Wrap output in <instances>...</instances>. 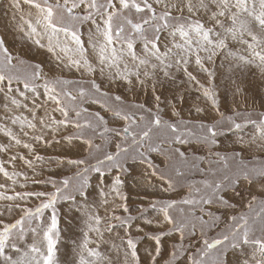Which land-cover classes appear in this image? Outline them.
Here are the masks:
<instances>
[{
	"label": "snow or ice",
	"instance_id": "obj_1",
	"mask_svg": "<svg viewBox=\"0 0 264 264\" xmlns=\"http://www.w3.org/2000/svg\"><path fill=\"white\" fill-rule=\"evenodd\" d=\"M10 6L20 13L18 25L20 32L36 47L50 53L58 67L62 66L69 71L74 69L82 78L94 77L98 71L100 77L106 78L109 85L123 81L130 86L129 91L132 90L133 77L142 88H146L147 82L151 81L154 93L158 82L155 79L157 74L162 73L164 79L175 80V75L170 71L175 68L177 72L183 71L189 82L195 81L199 86L198 90H203V96L211 102L212 108L220 118L212 124L185 120L180 118V113L173 106L172 115L179 119L175 123L164 120L159 114L160 97L156 96V111L135 101L129 103V108L137 111H124L122 108L102 105L123 122L119 127H109L108 121L99 113L81 123L82 111L86 110L79 108L75 103H65L62 97L74 102L90 93L107 97L109 92L105 91L95 78L49 79L45 76L41 64L26 62L19 55L11 52L5 41L0 39V92L4 93V98L8 101L5 108H24L30 112V116L15 115L11 118L12 125H19L18 133L8 127L0 129L11 142L9 145H0V152L7 153L15 146L26 149L28 153V155L11 154L8 157L7 163L12 167V171L5 167V162L0 161V176L6 182H10L13 193L6 195L5 192H0V201L11 202L0 205V217L18 212V217L11 222L0 219V256H4L3 264H56L58 217L55 206L58 200L73 199L71 193L66 191L70 180L64 178L57 182L54 179L46 181L33 179V183L50 184L53 191L17 192L16 185L26 188L29 176L17 171L14 162L19 159L34 171L33 160L44 162V157L36 152V145L49 144L50 140L46 138V134H52L54 139V134L60 131L61 126L67 128L71 125L77 130L74 135L64 139L69 143L74 139L80 140L87 145L89 155H92L93 150L100 151L101 146L94 145L85 130L96 133L102 128V131L98 132L100 139L106 143L116 141L115 152H105L103 158L98 159L95 165L81 169L77 173V176L84 179V184L75 187V191L81 195L84 194V186L87 182L84 173L91 170L104 175L107 169L123 172L126 171L124 165L129 158L145 166L144 176L149 184L152 177L160 181L159 192L166 194L176 191L177 184L173 177L153 162L150 153L163 154L162 145L165 143L170 146L189 143V137L195 134L187 128L188 124L196 123L202 131L206 130V135L196 139L210 145L216 144V137L222 132L240 130L251 124L255 132L248 140L240 137L241 149L254 145L257 149L264 150V112L259 113V118L255 120L250 118L252 115L250 112H235V115L225 116L219 110L215 88L201 84L188 70L189 64L194 63L207 75L211 85L214 72L209 70L207 64L213 63L214 58L228 48V41L231 40L243 45L247 55L236 56L231 51L228 55L238 59L245 66L258 69L264 77V0H251V2L249 0H11ZM24 6H27L26 10ZM206 21H210L212 26L206 27ZM85 24L91 26L87 42L82 39L81 31ZM217 28L220 31H217ZM165 31L173 38V42L171 46L162 49L161 34ZM177 36L182 43L175 42ZM137 41L143 43L142 56L136 53ZM19 66L25 67L22 70ZM236 66L240 67L239 64ZM14 83L22 84V90L19 87L14 88ZM69 84L77 85L76 95L63 87ZM84 84L89 87L84 88ZM239 91L240 88L237 86L236 92ZM13 93H17L22 99L12 95ZM29 93L32 97L31 107L25 103L29 99L27 95ZM114 99L121 105L128 103L119 95ZM49 102L55 105L51 113L59 112L62 119H56L49 112L47 106ZM41 110L42 113L38 115ZM195 111L202 113L204 109L197 107ZM238 116L243 117L242 122L237 121ZM225 122L229 125L227 129L223 128ZM218 128L220 131L217 130ZM161 135L164 139L159 138ZM169 150L184 164H189V157L183 151L171 147ZM215 155L218 157L217 163L223 162V167L227 169L228 159H235L242 153L236 151L231 157L223 156L218 152ZM166 159H171V156H167ZM64 162L63 159L56 161L57 164ZM203 162L204 159L201 157L192 158L190 170L199 171L204 179L199 182H189L187 195L182 199L177 201L163 197H148L147 209H138L146 224H156L159 228L157 233L147 235V239L154 242L153 247L146 250L147 264H158V258L162 257L165 238L174 235L178 236L179 243L172 244L162 264H180L182 260L184 264H227L228 250H239L244 253L243 260H238L237 264H264V199L258 201L256 194L249 192L247 208L249 213H255V219L260 220L261 235L255 234L247 213L230 216L232 223L228 230L211 240L206 238L205 231L214 228L220 220V216H214L205 206L219 204L225 209L236 207L225 199L224 192L232 191L239 196L241 195L239 188L243 184L253 185L254 182H259L260 193L264 195V165L248 168L241 161L242 166L231 175L216 178L217 172L211 167L207 171L200 168ZM84 163L83 159H67V164L78 168ZM175 175L184 176L185 173L177 167ZM20 178L25 183H20ZM123 183L120 176H115L111 192L120 200L126 201L127 197L121 194ZM10 186L8 183H0V189L5 191H8ZM32 198L39 203L34 207H28L27 202ZM103 203L107 204V199ZM178 204L186 208H179V216H175L172 212L177 209ZM119 207L125 213L129 212L126 203L120 204ZM256 208H259L258 212L255 211ZM148 209L161 219L154 221L144 216L143 213ZM45 210H51L50 222H46L43 218ZM197 210L202 215L197 216ZM87 215V231L80 246L79 264H98L103 259L99 251L89 248L91 241L88 236L90 232H95L102 240L104 231L111 232L117 227L111 224L110 220L120 221L119 227L125 229V237L121 238L126 246L125 264H141L137 251L138 243L128 231L133 227L134 217L113 214L104 221L105 227L102 230V218L95 213ZM165 225L168 227H163ZM198 226L202 246L193 250L191 242L185 246L184 241L186 237L196 235ZM137 231L143 232L144 229L137 227ZM28 233L33 237L31 243H26ZM21 244L26 245V250L22 254ZM246 247L250 251H246ZM6 249H11L20 255L13 259L12 256L5 255Z\"/></svg>",
	"mask_w": 264,
	"mask_h": 264
},
{
	"label": "rangeland",
	"instance_id": "obj_2",
	"mask_svg": "<svg viewBox=\"0 0 264 264\" xmlns=\"http://www.w3.org/2000/svg\"><path fill=\"white\" fill-rule=\"evenodd\" d=\"M251 2V0H249ZM7 4L6 8L5 5ZM11 5V0H0V39L5 41L6 46L11 52L19 55L22 59L30 64L39 63L43 66V71L45 76L49 79L61 77L69 80L78 79H92L95 78L101 87L109 92V96H99L98 94H89L82 99H77L76 101H69L66 97H62L65 103H75L79 108L85 109L82 111L80 121L81 123L86 120L92 119L94 114L99 113L104 116L108 121L109 127H119L122 125V121L115 118L112 112L107 111L102 105H107L110 108H122L124 111H137L134 108H129V103L135 101L137 103L144 104L147 108H151L156 111L157 101L156 96L160 97L159 107L161 112L159 113L164 120L175 123L179 118L172 115L173 106L180 113V118L192 121H202L207 124H212L215 120L220 117L212 108L211 102L207 100L202 94V89L193 82H189L184 76L183 71L177 72L175 68L170 71L175 75V80H167L163 78L162 73H158L155 79L158 81L156 84L155 93L152 90V82H147V87L142 88L141 85L136 83L133 77L132 90L129 91V85L123 81H118L116 84L109 85L106 78H101L99 72L95 74L94 77L80 76V73L75 71H69L63 69L62 66L58 67L55 59L48 53L45 49L38 48L31 41L27 40L23 33L20 32L18 25L20 24V13H18V18L15 19L13 16L8 18L6 9L10 12L13 11ZM27 8V6H24ZM179 15L178 13H176ZM185 16L187 13L185 12ZM196 17H193L195 19ZM206 20V18H204ZM212 23L206 21V27H211ZM91 26L85 24L82 26L81 31L83 33L82 39L87 42L88 33ZM220 31L219 28L216 29ZM173 38L169 36L168 32L165 31L161 34V48L171 46ZM177 43H182L177 36ZM135 50L138 56L144 55L143 43L137 41L135 44ZM91 51V50H89ZM231 51L236 56L247 55L244 52V46L240 45L231 40L228 41V48L220 52L215 58L214 62L207 64L210 71L214 72V77L212 84L209 85L208 77L205 73L201 72L194 63L189 64L188 70L192 72L197 80L206 87H214L216 96L219 102V110L225 116L235 115V112L240 113H251V119L255 120L259 118V113L264 112V77L261 76L260 72L256 68L250 66H245L241 61L235 59L233 56H229L228 52ZM38 52V54H37ZM155 62V61H154ZM15 63V61H14ZM239 64L240 67L236 65ZM23 70L25 66H19ZM243 69V70H242ZM183 81V83H181ZM235 81V83H233ZM237 86H239V93L236 92ZM14 88L19 87L21 90L23 88L22 84H13ZM67 90L71 91L73 95H76L77 85L69 84L63 86ZM84 88H88L89 85L84 84ZM43 92V89H40ZM18 99L17 93H13ZM29 99L25 103L29 104L31 107V94H27ZM116 95L121 96L126 102L123 105L115 101L114 97ZM183 97V99H181ZM43 100V96L41 97ZM8 101L4 98V93L0 92V129L4 127L10 128L14 132H19V125H12L11 118L15 115L30 116V112L24 108L13 109L12 107L5 108V104ZM48 110L51 113V109L55 107L50 102L48 103ZM200 107L204 109L202 113H197L195 109ZM43 110L38 112L40 115ZM56 119H62L59 112L51 113ZM74 117V113L72 114ZM146 118H147V114ZM238 122L243 121L242 116L236 117ZM229 125L225 122L223 125L224 129H227ZM187 128L191 130L195 135L189 137V143L187 144H176L168 145L163 144L164 149L163 154L161 153H150V157L153 162L160 168H163L168 174H170L177 184V189L171 193H161L158 191L160 181L155 177L151 178V184L147 182L144 176V165L139 164V162H133L130 158L125 162L126 171L120 172L116 169H107L104 175H100L95 171H88L84 173L86 177V184L84 186V194L81 195L79 192L75 191V187L84 184V179L77 176V173L84 168H90V166L95 165L98 159H102L105 152H115V142L106 143L104 140L100 139L98 132L102 131V128L98 129L96 133L90 130H85L86 135L90 136L93 140L94 145H100V151H92V155H89V150L87 145L81 143L80 140H73L69 143L65 137L69 135H74L76 129L69 125L67 128L61 126L60 131L54 134V139L52 134H46V138L50 140V143L37 144L36 152L37 154L44 157V162H38L33 160V169L28 168L23 164L22 161L17 159L14 163L17 171L26 173L29 176V180L26 182L27 187L21 188L19 184L16 185L15 191H53L50 184L44 183H33L32 180L46 181L49 179H54L57 182L63 180L64 178H69L70 184L69 188L66 190L73 196L72 200H58L56 204V215L58 217V231L56 236V248H55V262L56 264H79L80 246L82 245L85 237L84 233L87 231V221L88 213H95L102 218L101 229L105 227L104 221L110 218L113 214L116 216L127 217L131 215L134 217L133 227L128 229L131 233L133 239L138 243V255L141 258V264H147L146 250L153 247L154 242L147 239V235L157 233L159 228L156 224L148 225L145 223L144 219L141 218V212L138 211L140 208L147 209L148 197H163L165 199H174L179 201L185 195H187V184L189 182L195 181L199 182L204 179V176L200 174L199 171L190 170V163L193 157H201L204 162L200 164V168L207 171L211 167L217 172L216 178H222L225 175H231L238 168H240L241 161L246 164L248 168L260 167L264 165V150L257 149L254 145L251 147H245L241 149L239 139L243 137L244 140L250 139L254 134V126L249 124L246 127L232 131H224L222 134L216 137V144L210 145L200 142L196 137L206 135V130L202 131L199 124L193 123L188 124ZM220 131V129H217ZM155 131V130H154ZM164 139L163 135L159 137ZM23 139V137H22ZM156 139V137H154ZM56 141H59L58 143ZM11 142L8 137H6L2 130H0V145H9ZM176 148L183 151L186 156L189 157V164H184L174 155L169 149ZM131 151V149H130ZM240 151L241 156L235 159H228V168L223 167V162L218 161V157L215 153H220L223 156L231 157L234 152ZM11 154H25L28 155L27 150L23 148H17L15 146L11 147L9 152H0V161L5 162V167L12 171V167L7 163L8 157ZM167 156H171V159H166ZM31 158V157H30ZM58 159H63L65 162L63 164H57ZM67 159H83L85 163L80 165L79 168L73 165L67 164ZM180 167L184 171V176H176L175 169ZM120 176L121 180L124 181L121 186V194L127 197L126 201L120 200L111 192V187L114 182L115 176ZM0 183L6 182L2 176H0ZM20 183H25L22 178H20ZM239 191L241 195L237 196L232 191H226L223 193L225 199L229 200L231 203L235 204V208L225 209L219 204H212L205 206L208 211H210L214 216H220V220L217 225L212 229H205L206 238L211 240L217 237L219 234L226 232L231 225L230 216H239L241 213H247L250 216V226L254 228L255 234L257 236L261 235L260 227L261 222L255 219V213H249L247 208V203L249 200V192L257 195V200L264 199V195L260 193L259 182H254L253 185L243 184ZM0 192H5L6 195H11V186L8 191L5 189H0ZM106 194V195H104ZM107 199L108 203L105 204L103 201ZM11 203L8 201H0V205ZM39 201L34 198L29 199L27 202L28 207H34ZM126 203L129 212L125 213L120 204ZM185 207L183 205H177V209H174L172 214L179 216L178 209ZM113 209L115 212L113 213ZM256 212L259 208L255 209ZM51 215V210H45L44 220L49 221ZM149 219L159 220L161 217L157 216L156 213L148 209L143 213ZM196 215H202L199 210L196 211ZM18 217V212H14L10 216L0 217V219H6L9 222L13 221ZM208 217H205L207 219ZM111 224L117 225L113 231L103 232V239L95 232L89 233V248L96 249L101 253L103 259H101L98 264H125V249L126 246L122 243L121 238L125 237V229L119 227L120 221L110 220ZM137 227L143 228V232H138ZM168 227V226H163ZM199 226L196 230L195 236L186 237L184 244L187 246L191 242L193 250L195 248L201 247V240ZM33 237L30 233L26 236V243H31ZM176 242L179 243L178 236L166 237L164 240V248L162 249V257L158 258V264H162L163 259L167 257V252L171 249L172 244ZM26 250V245L21 244V254ZM250 251V249H245ZM5 255L12 256L13 259L18 258L20 254L14 253L11 249H6ZM244 253L236 250H228L226 256L227 264H237L238 260H243ZM91 259V257H89ZM4 256H0V264H3ZM180 264H184L182 260Z\"/></svg>",
	"mask_w": 264,
	"mask_h": 264
},
{
	"label": "crops",
	"instance_id": "obj_3",
	"mask_svg": "<svg viewBox=\"0 0 264 264\" xmlns=\"http://www.w3.org/2000/svg\"><path fill=\"white\" fill-rule=\"evenodd\" d=\"M6 6H7V4L5 5V8H6ZM24 8H25V7H24ZM12 9H13V8H12ZM26 9H27V8H25V10H26ZM6 12L9 13V14H8V18H11L12 16H13L15 19L18 18V15H17V14H18L19 12H17L15 9H13V11H11V12H10L8 9H6ZM37 54H38V52H37Z\"/></svg>",
	"mask_w": 264,
	"mask_h": 264
}]
</instances>
